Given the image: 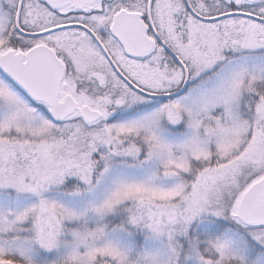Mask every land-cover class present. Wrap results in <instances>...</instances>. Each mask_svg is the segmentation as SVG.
<instances>
[{
    "label": "snow or ice",
    "instance_id": "obj_1",
    "mask_svg": "<svg viewBox=\"0 0 264 264\" xmlns=\"http://www.w3.org/2000/svg\"><path fill=\"white\" fill-rule=\"evenodd\" d=\"M0 264H264V0H0Z\"/></svg>",
    "mask_w": 264,
    "mask_h": 264
}]
</instances>
